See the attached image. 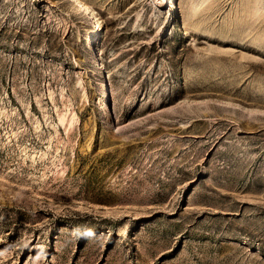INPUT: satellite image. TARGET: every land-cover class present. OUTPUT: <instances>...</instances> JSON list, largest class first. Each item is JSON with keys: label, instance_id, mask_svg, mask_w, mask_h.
Returning <instances> with one entry per match:
<instances>
[{"label": "rangeland", "instance_id": "obj_1", "mask_svg": "<svg viewBox=\"0 0 264 264\" xmlns=\"http://www.w3.org/2000/svg\"><path fill=\"white\" fill-rule=\"evenodd\" d=\"M81 1L0 0V264H264V0Z\"/></svg>", "mask_w": 264, "mask_h": 264}, {"label": "bare ground", "instance_id": "obj_2", "mask_svg": "<svg viewBox=\"0 0 264 264\" xmlns=\"http://www.w3.org/2000/svg\"><path fill=\"white\" fill-rule=\"evenodd\" d=\"M259 2H261V0H257V3H259ZM76 3H79L80 4V6L79 7H81V8H83V10L85 11H87V7H86V4L84 3V2H82L81 0H76ZM88 13V12H87ZM252 14V13H251ZM260 16V15H259ZM263 17H264V15H262ZM98 27H100L99 25H97V28ZM96 28V29H97ZM99 29H101V28H99Z\"/></svg>", "mask_w": 264, "mask_h": 264}]
</instances>
